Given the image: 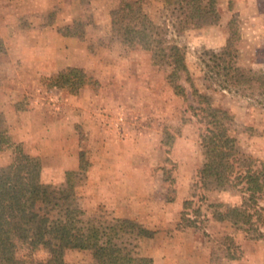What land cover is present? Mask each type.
Segmentation results:
<instances>
[{
    "label": "rangeland",
    "instance_id": "374dc122",
    "mask_svg": "<svg viewBox=\"0 0 264 264\" xmlns=\"http://www.w3.org/2000/svg\"><path fill=\"white\" fill-rule=\"evenodd\" d=\"M130 1L156 24L159 37L186 47L190 80L183 76L178 81L186 96L175 94L168 79L170 65H156L149 51L122 44L111 18L121 0L108 1L110 9L116 2L108 19L94 18L87 9L85 20L63 29L87 43L84 86L76 94L53 86L61 70L39 77L36 95L44 106L31 119L33 134L23 144L26 153L40 157L42 182L60 198L50 217L63 218L62 206L70 203L83 211L84 221L140 223L154 232L133 242L145 264H229L257 248L264 264V216L257 217L253 208V217L229 216L230 208L247 204L238 175L251 161L254 168L264 162V109L248 96L220 90L206 80L207 64L227 46L235 15L234 63L247 76L264 75V0H219V23L200 28L184 27L175 4ZM95 21L100 24L85 30ZM197 93L231 116L229 135L238 161L229 179L200 175L206 125ZM23 105L20 101L18 108ZM0 131L10 134L1 117ZM11 162V151H1L0 169ZM68 171L74 172L71 199L63 196ZM259 207L264 208V199ZM37 209L43 212L44 205ZM17 259L18 264H49L53 257L42 245L32 246L29 238L19 241ZM61 259L65 264H94L97 254L66 250Z\"/></svg>",
    "mask_w": 264,
    "mask_h": 264
},
{
    "label": "trees",
    "instance_id": "16d2710c",
    "mask_svg": "<svg viewBox=\"0 0 264 264\" xmlns=\"http://www.w3.org/2000/svg\"><path fill=\"white\" fill-rule=\"evenodd\" d=\"M163 1L177 6L184 16V27L216 25L221 19L219 0ZM111 18L113 30L125 47H142L151 53L154 64L171 66L169 82L176 95L185 97V89L178 81L183 76L190 80L186 47L159 37L156 24L130 0H121L119 7L112 11ZM235 24L236 15L230 22L232 32L227 46L207 64L206 80L220 90L248 96L253 105L264 109V75L247 76L234 63ZM4 52L5 46L0 40V54ZM85 79L83 69L69 67L53 80V86L76 94L83 88ZM197 96L204 105L199 111L206 125L202 135L205 162L200 175L204 179H229L235 173L238 161L229 135L231 116L226 110L213 108L207 96L199 93ZM3 150L11 151L12 162L0 169V264H18L19 241L29 238L32 246L42 245L49 250L53 257L49 264H65L61 253L66 250L95 251L97 262L94 264H145L144 259L135 254L133 242L153 237V231L129 219L105 224L84 221L83 211L70 203L62 206L63 218L52 219L50 213L58 206L60 198L42 182L40 157L26 153L21 143H14L8 133L0 131V152ZM254 162L246 165L244 173L237 177L245 185L247 204L230 208V217H253L249 213L250 208L257 217L264 216L261 214L264 208L259 207V202L264 199V162L256 168L253 167ZM73 175L74 172H67V187L63 191L66 199H71L74 193ZM39 204L44 205L43 212L38 211Z\"/></svg>",
    "mask_w": 264,
    "mask_h": 264
},
{
    "label": "crops",
    "instance_id": "0c3cea01",
    "mask_svg": "<svg viewBox=\"0 0 264 264\" xmlns=\"http://www.w3.org/2000/svg\"><path fill=\"white\" fill-rule=\"evenodd\" d=\"M108 1L0 0V40L5 46L0 54V117L14 143L23 145L32 137L31 119L44 106L36 95L41 91L38 78L51 77L64 68L86 67L87 61L82 62L87 57L84 37L62 30L85 20L87 9L94 18L108 19L111 9L116 8L115 2L110 9ZM98 24H87L85 30ZM20 101L24 103L21 109ZM259 260L257 248L229 264H262Z\"/></svg>",
    "mask_w": 264,
    "mask_h": 264
}]
</instances>
